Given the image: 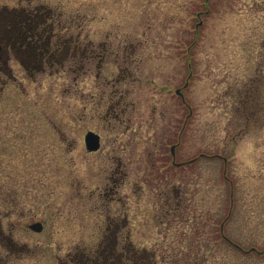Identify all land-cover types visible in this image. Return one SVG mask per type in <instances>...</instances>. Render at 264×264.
Listing matches in <instances>:
<instances>
[{
  "label": "rangeland",
  "instance_id": "1",
  "mask_svg": "<svg viewBox=\"0 0 264 264\" xmlns=\"http://www.w3.org/2000/svg\"><path fill=\"white\" fill-rule=\"evenodd\" d=\"M22 8L59 59L0 72V264H264V0Z\"/></svg>",
  "mask_w": 264,
  "mask_h": 264
},
{
  "label": "flooded vegetation",
  "instance_id": "2",
  "mask_svg": "<svg viewBox=\"0 0 264 264\" xmlns=\"http://www.w3.org/2000/svg\"><path fill=\"white\" fill-rule=\"evenodd\" d=\"M35 11H39V8L34 9ZM26 12H29L27 9L22 8L21 11H16V16L9 17L7 19H4L5 21H8L7 29L10 30V33L8 30L6 31H0L2 33L0 38V72L4 75L8 76L10 72H8L6 69H8L7 66V60L10 59V54L12 53V57L26 70H35V69H42L43 64H49L51 61L57 60V56L54 54L55 48L53 45V51L50 52L49 56H46L45 53H43L42 50L38 51L35 45V40L32 39L33 45H31L29 38L22 34V26L27 27L29 19H25ZM6 17V16H4ZM3 15L0 13V19L4 18ZM24 18V19H23ZM23 24V25H22ZM53 37V34H52ZM51 37V38H52ZM46 38V32L45 30H42L38 37V42L41 49V44H45ZM51 43V39L49 40ZM23 45V46H22ZM31 45V46H30ZM63 50H69L68 48V42L62 43ZM33 46V49L31 47ZM43 46V45H42ZM36 48V49H35ZM39 49V48H38ZM62 50V48H61ZM80 50V48H79ZM82 52L79 51V56H82L85 51V49H81ZM85 55V54H84ZM84 58L86 56H83ZM61 58V57H60ZM81 58V57H80Z\"/></svg>",
  "mask_w": 264,
  "mask_h": 264
},
{
  "label": "trees",
  "instance_id": "3",
  "mask_svg": "<svg viewBox=\"0 0 264 264\" xmlns=\"http://www.w3.org/2000/svg\"><path fill=\"white\" fill-rule=\"evenodd\" d=\"M26 13L27 14L25 15L24 18L29 19V21H28L27 27L22 26V29H21L22 34L26 35L29 38L31 45H33V41H31V40L34 39L36 42L35 45H36L37 50L38 51L42 50L43 53L46 54V56H49L50 52L53 51V48L51 47V43L49 42V40L51 39L52 34H53V25L49 24V22L53 18V15H52L50 9H48V8L45 9L43 11V13L37 12V11L26 12ZM42 30H45L47 39H45V44H41V49H40V47H38V45H39L38 37H39L40 33L42 32ZM31 49H33V46L31 47ZM81 52H82V50H80V53ZM83 56H85V55L83 54L80 57H83ZM222 228H223V226L221 227V229ZM221 239L223 240V243L226 246H228L229 248H232L237 253H240L242 255H248V254L252 255L253 254V251L249 253L248 250H246V251L243 250V248L240 245L232 243L227 237L224 236V234L221 236ZM251 248H250V250H252ZM108 249H110V250H108ZM103 250H104V252L102 254H100ZM101 252L99 250L96 252L97 258H98V261L100 262V264L101 263L115 264L117 262V260L119 262V260L122 258L127 263V262L131 261L133 258V255L128 254V256H127V255H125V253L118 254L117 253L118 251L116 250L115 245H112L111 248H108V245L103 244L101 247ZM119 257H122V258H119ZM151 257H150V260H152ZM123 259L121 261V264L123 262ZM108 261H109V263H106ZM151 262H153V261H151Z\"/></svg>",
  "mask_w": 264,
  "mask_h": 264
},
{
  "label": "water",
  "instance_id": "4",
  "mask_svg": "<svg viewBox=\"0 0 264 264\" xmlns=\"http://www.w3.org/2000/svg\"><path fill=\"white\" fill-rule=\"evenodd\" d=\"M176 93H179L177 90ZM84 145L85 149L88 152H95L100 148V136L93 132L88 131L84 135ZM42 224L40 222L33 223L29 228L34 232H40L42 230Z\"/></svg>",
  "mask_w": 264,
  "mask_h": 264
}]
</instances>
